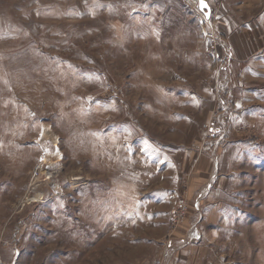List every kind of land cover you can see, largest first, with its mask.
I'll return each instance as SVG.
<instances>
[{
	"label": "rangeland",
	"instance_id": "rangeland-1",
	"mask_svg": "<svg viewBox=\"0 0 264 264\" xmlns=\"http://www.w3.org/2000/svg\"><path fill=\"white\" fill-rule=\"evenodd\" d=\"M208 1L0 0V264H264V0Z\"/></svg>",
	"mask_w": 264,
	"mask_h": 264
},
{
	"label": "bare ground",
	"instance_id": "bare-ground-1",
	"mask_svg": "<svg viewBox=\"0 0 264 264\" xmlns=\"http://www.w3.org/2000/svg\"><path fill=\"white\" fill-rule=\"evenodd\" d=\"M50 154H52V153H50ZM54 154V153H53ZM55 157V156H54ZM47 159V158H46ZM50 159H51V157H50ZM48 160V159H47ZM55 160V159H54ZM51 163V162H50ZM53 165V164H52ZM60 174V173H59ZM35 182V181H34ZM34 184V183H33ZM38 184V183H37ZM35 185H33L32 187H31V189L30 190H34L35 191ZM30 192V191H29ZM29 192L25 195V198H24V200H22V204L24 205L26 202V199H28V200H30V198L28 197V195H29ZM38 197L40 198L41 197V194H38L35 198L36 199H38ZM33 200V199H32ZM31 203V202H30ZM28 204V203H27Z\"/></svg>",
	"mask_w": 264,
	"mask_h": 264
},
{
	"label": "water",
	"instance_id": "water-1",
	"mask_svg": "<svg viewBox=\"0 0 264 264\" xmlns=\"http://www.w3.org/2000/svg\"><path fill=\"white\" fill-rule=\"evenodd\" d=\"M198 2H199V8H200V10L203 11V12L206 14L207 17H210V14H211V7H210V5L208 4V2H207L206 0H204V2L207 4V8H204V9L201 8L200 0H198Z\"/></svg>",
	"mask_w": 264,
	"mask_h": 264
},
{
	"label": "snow or ice",
	"instance_id": "snow-or-ice-1",
	"mask_svg": "<svg viewBox=\"0 0 264 264\" xmlns=\"http://www.w3.org/2000/svg\"><path fill=\"white\" fill-rule=\"evenodd\" d=\"M200 5L202 9L207 8V4L204 2V0H200ZM237 107H240V105H237Z\"/></svg>",
	"mask_w": 264,
	"mask_h": 264
},
{
	"label": "crops",
	"instance_id": "crops-1",
	"mask_svg": "<svg viewBox=\"0 0 264 264\" xmlns=\"http://www.w3.org/2000/svg\"><path fill=\"white\" fill-rule=\"evenodd\" d=\"M206 1H207L208 4L210 5V7H211V12H212V6H211L210 2H209L208 0H206ZM197 9H198L199 12H203V11L200 10V8H199V4H198V8H197ZM203 13H204V12H203ZM203 13H202V14H203ZM203 15H205V17H206L207 20L209 19V17H207L205 13H204Z\"/></svg>",
	"mask_w": 264,
	"mask_h": 264
},
{
	"label": "built area",
	"instance_id": "built-area-1",
	"mask_svg": "<svg viewBox=\"0 0 264 264\" xmlns=\"http://www.w3.org/2000/svg\"><path fill=\"white\" fill-rule=\"evenodd\" d=\"M204 21H205V20H204V17H203V18H202V17H201V18H199V22H200V24H203V23H204Z\"/></svg>",
	"mask_w": 264,
	"mask_h": 264
}]
</instances>
